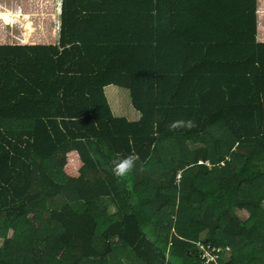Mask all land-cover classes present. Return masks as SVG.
Segmentation results:
<instances>
[{"label":"trees","instance_id":"16d2710c","mask_svg":"<svg viewBox=\"0 0 264 264\" xmlns=\"http://www.w3.org/2000/svg\"><path fill=\"white\" fill-rule=\"evenodd\" d=\"M71 24L70 0H62V72L19 45L26 64L53 81L60 120L0 116L3 131H30L23 209L7 219L0 203V264H264V143L237 142L230 129L239 133L244 117L227 111L226 123L217 117L202 128L220 114L212 112L219 93H198L194 105L187 91L176 97L179 114L198 130L76 124L67 94L77 66ZM70 151L81 162L76 175L64 169ZM197 239L222 247L216 261L202 262Z\"/></svg>","mask_w":264,"mask_h":264},{"label":"crops","instance_id":"0c3cea01","mask_svg":"<svg viewBox=\"0 0 264 264\" xmlns=\"http://www.w3.org/2000/svg\"><path fill=\"white\" fill-rule=\"evenodd\" d=\"M61 1L0 0V108H11L18 98L22 106L27 87L34 94L30 101L48 98L38 86L46 81L54 95L53 81L26 64L19 45L63 71ZM152 1L70 0L77 66L68 101L83 115H102L90 125L148 133L198 130L179 114L176 97L184 92L192 93L194 105L198 93H219L221 108L212 112L220 114L200 122L202 128L217 117L226 123L231 86L253 83L252 90L264 95V0H159L157 7ZM96 107L103 110L96 114ZM261 118L264 125L263 113Z\"/></svg>","mask_w":264,"mask_h":264},{"label":"rangeland","instance_id":"374dc122","mask_svg":"<svg viewBox=\"0 0 264 264\" xmlns=\"http://www.w3.org/2000/svg\"><path fill=\"white\" fill-rule=\"evenodd\" d=\"M152 3L157 7L159 0H153ZM55 10H57L56 7ZM55 17L56 16L53 15L52 20H54ZM54 30L56 31V29ZM52 38L53 36L50 35L49 39ZM53 39L56 40V36ZM13 41L18 40L13 38ZM44 61L46 62V60ZM46 83L48 84V81H46L44 85L39 84L38 86L39 88H41V91L39 93L41 95H45L48 98L44 100H38L37 102L30 101L31 95L32 97H34V94H31L30 87H27L25 88V92L27 93L28 97L26 96L27 100L24 99L22 101V106L20 104L21 100L19 98L13 103L9 102V104L12 105L11 108L9 105L4 108H0V116H33L35 118H44L50 121L60 120L56 97L52 94V91L47 88ZM252 88L253 83L249 87L248 83L247 85L244 84V86L241 87L231 86V91H229L228 93L230 95V102L226 103L225 105V108H227L226 110L230 114L233 113L236 115H242L244 117L242 119V122L245 125L241 127V131L239 133L235 132V130H233L232 128L230 129V126H228L230 131H233L237 142L240 143L245 142L242 139L247 136L248 141L246 142L260 143V136H264V125L259 124L261 121V115L262 113L264 114V101L263 105H261L259 96L260 94L252 90ZM11 89L13 90V88H8V93L12 91ZM72 110L73 118L76 124L92 126L90 124L94 119L92 118L91 113V117L88 114L83 115V112L79 111V107L77 106V104L73 105ZM159 110L163 111L164 106H160ZM159 113L162 112H157L158 115H162ZM79 115H83V117L80 119ZM234 128H236V126H234ZM173 130L174 131L171 132H179L182 129H180L179 127ZM255 137L257 139H254ZM29 140L30 131L21 130L6 132L0 129V203L2 205L3 214L7 219L13 218L18 212L23 209L22 204L24 202L22 203V199L25 193L27 177L29 174V163L27 161V155L30 150ZM80 163L81 162L76 153L74 151H70L68 154V161L64 169L67 173L76 175ZM262 205L264 206V201ZM236 212L240 216L247 215L243 210H236Z\"/></svg>","mask_w":264,"mask_h":264},{"label":"built area","instance_id":"2783aa9c","mask_svg":"<svg viewBox=\"0 0 264 264\" xmlns=\"http://www.w3.org/2000/svg\"><path fill=\"white\" fill-rule=\"evenodd\" d=\"M179 177V174H177ZM195 245L199 249V257L203 263H210L211 261H216L219 256V252L222 250L220 245H213L209 242H204L200 239L195 241Z\"/></svg>","mask_w":264,"mask_h":264},{"label":"clouds","instance_id":"9594fccd","mask_svg":"<svg viewBox=\"0 0 264 264\" xmlns=\"http://www.w3.org/2000/svg\"><path fill=\"white\" fill-rule=\"evenodd\" d=\"M131 163H132L131 157L125 158V160L119 164L118 169H117V174L118 175L123 174L126 171V169L131 166Z\"/></svg>","mask_w":264,"mask_h":264}]
</instances>
